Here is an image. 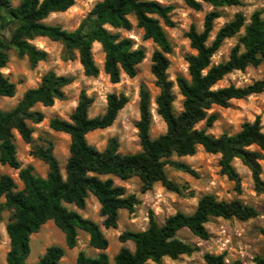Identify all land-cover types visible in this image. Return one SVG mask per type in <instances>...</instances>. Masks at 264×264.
<instances>
[{
	"label": "clouds",
	"instance_id": "1",
	"mask_svg": "<svg viewBox=\"0 0 264 264\" xmlns=\"http://www.w3.org/2000/svg\"><path fill=\"white\" fill-rule=\"evenodd\" d=\"M105 2L47 0L45 7L46 0H38L36 10L43 9V13L33 20V24L42 27L25 29L21 33L18 43L25 46L23 48L12 43L15 33L23 27L21 22L18 21L11 30L0 29V43L4 44L0 53L6 57L0 66V77L15 83L17 89L12 96H0V113H14V123L9 128L14 145L12 159L0 153V176L8 175L14 185L0 195V205L4 206V211L0 212V264H41V255H47V249L51 247L64 252L57 264H72L70 254L78 257L83 253L85 259L94 260L106 251L94 247L93 234L86 231L84 235H74L69 247L68 234L63 229L47 226L54 217H45L24 237H20L14 228L20 222L18 213L15 207H7V201L10 194L15 196L28 191L22 173L28 172L34 184L48 183L53 163L61 183L68 184L73 174L69 172L68 164L75 136L71 129L54 128V121L71 125L72 129H79L74 117H80L86 124L95 122L97 126H89L77 135L95 149L101 160L109 155L144 154L145 138L152 142L168 137L171 132L158 103L163 92V88L157 86L160 78L151 71L155 53L161 51L169 61L163 73L165 82L171 86L169 114L178 118L188 111L185 107L187 97L182 93L179 81L184 79L191 84L193 79L191 63L185 57L189 53L199 56V50L191 47L192 41L186 35L191 31L193 17L198 32H203V17L215 11L222 13L212 20L213 30L204 41L205 48L212 46L221 29L235 23L238 16L241 20L239 30L223 37L217 50L209 54V62L199 69L201 80H206L214 67L230 63L233 50L238 48L237 59L246 56L248 44L242 41L248 37L247 29L256 22L264 23V0H222L219 5L209 0H195L201 6L200 11L191 7L187 0H154L162 9H170L167 16L176 25L169 27L157 11L144 12L145 17L160 21L161 27L175 42L172 52L168 53L148 35L146 27L140 26L135 10L123 13V19L116 23L108 15L102 17L100 8ZM101 32L118 35L120 38L112 41L114 45L130 41L128 54L143 51V58L132 66L135 75H130L124 64L117 60L114 69L117 75L113 79V72L108 70V50L104 39L98 35ZM77 33L79 42L69 47L66 36ZM30 52L35 53V61ZM86 58L89 60L87 65L84 63ZM255 60L259 63L249 60L232 66L208 85L207 93L231 91L220 97L223 103H218L212 96L205 98L200 106L204 118L190 123L189 136L203 133L210 141L228 144L244 132L247 125L256 127L258 135L264 137V56L257 52ZM49 77L55 81L51 86L45 82ZM29 90L43 91L44 96L34 98L18 111ZM145 91L148 93L146 121L142 107ZM110 97H115L119 105L115 109ZM214 115L216 119L209 126V119ZM109 117L110 122H107ZM15 121H23L27 139L15 126ZM142 123L147 124L146 129L140 127ZM4 143L0 140V146ZM49 147L51 151H48ZM228 147L227 153L219 145L215 152L209 151L208 145L199 137L193 138L190 150L181 151V146L174 144L170 147V155H161L157 161L163 165L160 175L147 181L135 170L124 176L120 172L99 169V165L85 168L82 176L89 186L84 207L75 201L69 204L64 198L59 200V205L68 212H75L82 220L96 224L99 238L107 241L110 249L129 248L133 254L139 253L141 264H207L205 257L208 255L221 257L223 264H258V257L264 260V148L256 141L232 143ZM42 151L52 159H45ZM249 153H259L260 158L247 155ZM112 164L117 166L119 161L113 160ZM256 176L261 182L259 187ZM92 180L102 184L111 181L113 190H123L115 194L116 200L132 201L130 208L125 206L115 210L116 220L112 224L109 223L111 216L102 214L104 203L92 191ZM170 184H175L176 189L170 188ZM209 197L214 201L211 208L226 206L231 210L215 215L213 211L203 209L202 203ZM236 209L240 213L251 209L255 215L242 216ZM177 217L183 223L162 237L158 249L140 252L134 237L125 235L129 232L147 234L153 220L164 226L167 220ZM192 220L196 221L195 230L190 223ZM18 240L21 241L19 245ZM177 246L188 250L174 251Z\"/></svg>",
	"mask_w": 264,
	"mask_h": 264
},
{
	"label": "trees",
	"instance_id": "2",
	"mask_svg": "<svg viewBox=\"0 0 264 264\" xmlns=\"http://www.w3.org/2000/svg\"><path fill=\"white\" fill-rule=\"evenodd\" d=\"M38 0H21L18 6H12L10 0H0V29L9 28L16 25L19 21L23 24V27L15 33L12 43L16 44L17 47L21 46L18 43L19 37L25 29L42 27L33 24V20L36 17H39L43 13V9L40 11L36 10V3ZM56 2V0H54ZM210 3L219 5L222 3V0H209ZM233 2V0H229ZM187 3L195 8L197 11L201 10V6L195 3V0H187ZM47 6V0L46 5ZM135 10L137 15L140 18V26L146 27L148 35L154 37L156 42L160 45L163 52L171 53V45L167 39V36L161 27L160 21L149 19L144 16L145 11H157L162 17H164V22L169 27H174V24L167 16V11L170 9H162L161 6L156 4L154 0L151 3L146 2V0H106L100 8L101 15H108L113 18V23H116L117 20L123 19V13ZM220 15L218 11L207 13L204 17V28L203 32H198L197 28L194 25H191V31L186 33L192 41L191 47L199 50V56L188 55L187 60L191 63V75L193 77L191 84L186 82L184 79H180L179 83L182 89V93L187 97V103L185 107L188 111L184 114H181L178 118L176 116L169 114V105L172 97L169 95L170 84L165 82L164 78V69L168 67L169 61L162 54L161 51H157L153 57L155 65L152 67L151 71L159 76L158 87L163 88L161 96L158 98V103L161 106V112L168 119V123L171 128L170 135L168 137H162L154 139L152 142H149L147 138L144 140V154H126L120 156H111L109 155L105 160L99 159V154L95 153L93 147H89L86 142L83 141L82 137L77 135V132L86 131L89 126H97L95 122H90V124L84 123L80 120V117H74L79 123V129H72L71 125H67L61 121H54L53 127L59 129L64 127L66 129H71L75 136V143L70 147V152L72 153V158L69 161L68 169L70 173H73L70 176V182L64 184L60 182V176L58 174L57 166L55 163L52 164L53 172L50 175L49 181L47 184L39 183L34 184L29 176L28 172L22 173L23 179L28 183V191L20 192L19 194L13 196L9 195L7 201V207H15L18 213L19 224L15 225L14 228L20 237H24L28 231L33 230L34 225L40 223L44 220L45 217H54L51 220L54 225L63 229L68 234V245L72 246L73 237L78 233V231L91 232L93 234L92 244L96 248H103L107 250L108 242L102 240L98 236L97 225L92 223L91 220L84 221L79 215L75 212H68L65 209L61 208L59 205V200L64 198L69 204L73 201L77 202L81 208L84 207V197L86 195L89 182L84 180L82 173L85 168L92 169L95 165H99V169L110 170L123 173L124 176H127L130 172L135 170L137 173L142 174L144 179H148L160 175V170L163 168L162 164H158L157 161L161 155H170V147L172 145L181 146L180 150H190L191 142L194 137H199L202 142H205L208 145L209 151L215 152L217 150V145L224 150L226 153L229 151V144L232 143H247L250 141H256L264 148V137L258 135L256 127H249L245 125L244 132L238 134L236 138L230 140L228 144H223L221 142H216L214 140L210 141L209 138L204 137L203 133H193L189 136V126L190 123L197 120L203 119L204 114L200 111L201 104L204 103L207 96L214 97L218 103H223V100L220 97L228 95L231 90L224 91L218 94L207 93L208 85L213 82L216 78L221 76L223 72L229 70L232 66L237 64H244L245 62L252 60L255 63L259 61L255 60V53L260 52L264 56V23L256 22L251 27L247 29L248 37L246 42L248 44L249 51L246 56L240 57L237 59L236 50L231 52L230 63L227 65L221 64L219 68H213L209 74V77L206 80H201L199 76V69L204 67L209 62V54L213 51H216L220 46L223 37L233 35L236 31L239 30V24L241 23L240 17L236 18V22L230 25H227L224 29H221L217 34V39L212 43L210 48H205L204 41L208 39L209 34L213 30L212 20L214 17ZM127 25V22L125 21ZM55 32L56 29H51ZM64 35V33H61ZM100 37L104 39L105 47L108 50V70L113 72V79H116L115 72V61L119 60L124 64V67L129 71L130 75H135L133 71V65L140 62L143 58V51L128 54L127 48L130 47L131 42L128 40L122 41L119 45H114L113 40L119 39L117 36H110L107 33H99ZM66 39L69 41V47L73 44L79 42V34L76 36L68 35ZM4 44L0 43V48H3ZM32 55L33 61L37 58L34 52H30ZM22 55V53H21ZM85 56L87 57V52L85 51ZM6 57L0 53V66H3ZM84 63L89 64V60L86 58ZM93 69L90 67L89 72L91 73ZM46 84L51 86L55 83L50 77L46 79ZM261 85H257L260 87ZM15 94V84L9 83L8 80L0 77V96H12ZM143 99V109L145 113V121L147 120V104H148V93L145 91L142 93ZM44 96L43 91L33 92L29 90L25 93L24 103L20 105L19 110L24 109V104L30 103L34 98H42ZM113 102V108L115 109L119 105L116 103L115 97H110ZM124 102L123 98L120 100V104ZM208 106V105H205ZM83 112V105L81 106V113ZM12 115H4L0 113V140H4L5 143L0 146V153L9 160L12 159L14 152V145L11 143L12 137L9 131L10 126L13 125ZM42 118V117H41ZM216 119L214 115L209 119V126L213 120ZM107 122H110V117ZM15 126L19 127L21 132L24 134L25 139L28 138V132L23 121H15ZM142 129L147 128L146 123L140 125ZM48 151H51L49 147ZM113 151V150H110ZM41 155L45 159L51 160L52 157L46 156L42 151ZM254 158H260L259 153H249L247 154ZM117 160L119 164L113 166L112 161ZM14 163V161H13ZM225 170L228 171L227 164L225 162ZM76 173H80L77 175ZM257 181V187L260 186L261 182L259 181L258 176L254 177ZM111 181H108L107 184H102L99 181L92 180L91 188L92 191L100 198L104 203L103 215H110L111 220L109 223L112 224L116 220V209L122 207H131V200L119 201L115 199V194L117 192L122 193V189L113 190L110 185ZM13 182L8 175L0 176V195H3L5 191H8L13 187ZM170 188L176 189L175 184H170ZM214 203L211 197L207 198L204 203H202V208L206 210H211L215 215H222L231 209L226 206H216L211 208V205ZM4 211V206L0 205V212ZM238 214L242 216L255 215L251 209L245 210L243 213H240L239 209H236ZM16 217L14 216L13 219ZM183 223L180 217L176 219H169L166 221L164 226L158 224L156 220L152 221L151 230L147 234L143 235H134V233H125L128 237H134L135 241L139 245L140 252H145L148 250L158 249L162 237L169 235L174 232L175 229ZM193 229L196 228V221L192 220L190 222ZM123 240L124 237H121ZM18 245L21 243L20 240L17 241ZM187 251L188 249L183 248L182 246H177L174 251ZM64 255V252L57 247H51L47 249V255H42L40 257L41 264H57L60 256ZM142 257L137 254H133L128 248H122L114 256V264H141ZM207 264H223L221 257H215L208 255L205 257ZM258 264H264V260L257 258ZM76 264H110L108 256L104 253L99 256L98 259L89 260L85 259L83 253H80L76 258Z\"/></svg>",
	"mask_w": 264,
	"mask_h": 264
},
{
	"label": "rangeland",
	"instance_id": "3",
	"mask_svg": "<svg viewBox=\"0 0 264 264\" xmlns=\"http://www.w3.org/2000/svg\"><path fill=\"white\" fill-rule=\"evenodd\" d=\"M21 0H10V2H11V4H12V6H14V5H16L17 4V2H18V4H19V2H20ZM200 11V10H199ZM219 12V11H218ZM220 13V15L222 14L221 12H219ZM205 17V16H204ZM204 17H203V21H204ZM193 24L192 25H194L196 28H198V26H197V23L195 22L196 21V18L195 17H193ZM176 25L174 24V27H175ZM163 30H164V32H165V34H166V36H167V39H168V41H169V43H170V45H171V49L173 50V47L175 46V42L172 40V38L169 36V34H168V32L163 28ZM172 50H171V52H172ZM188 55H191L190 53L189 54H187L186 55V57L188 56ZM185 57V58H186ZM10 79V78H9ZM22 82V81H21ZM15 84V83H14ZM17 91V89H16V84H15V92ZM128 154H131V153H128ZM122 155H125V154H122ZM122 215H125L126 216V213H122ZM157 222V221H156ZM158 224H160L159 222H157ZM48 227H51V228H56V226L54 225V223L52 222V221H50L49 222V224L47 225ZM78 233L80 234V235H84V232L83 231H78ZM129 249V248H128ZM120 249H118V248H109V244H108V248H107V250L105 251V254L108 256V258H109V261H110V264H114V262H113V258H114V256L118 253V251H119ZM42 256V255H41ZM70 256H71V259H72V264H76V258H77V256H75L74 254H70Z\"/></svg>",
	"mask_w": 264,
	"mask_h": 264
}]
</instances>
